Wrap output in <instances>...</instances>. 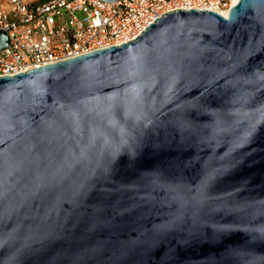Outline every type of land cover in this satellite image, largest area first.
<instances>
[{"label": "water", "instance_id": "95a60500", "mask_svg": "<svg viewBox=\"0 0 264 264\" xmlns=\"http://www.w3.org/2000/svg\"><path fill=\"white\" fill-rule=\"evenodd\" d=\"M0 264H264V0L0 76Z\"/></svg>", "mask_w": 264, "mask_h": 264}, {"label": "built area", "instance_id": "2783aa9c", "mask_svg": "<svg viewBox=\"0 0 264 264\" xmlns=\"http://www.w3.org/2000/svg\"><path fill=\"white\" fill-rule=\"evenodd\" d=\"M238 1V0H237ZM236 1V2H237ZM235 0H0V76L59 62L135 39L177 8L218 11Z\"/></svg>", "mask_w": 264, "mask_h": 264}, {"label": "bare ground", "instance_id": "6f19581e", "mask_svg": "<svg viewBox=\"0 0 264 264\" xmlns=\"http://www.w3.org/2000/svg\"><path fill=\"white\" fill-rule=\"evenodd\" d=\"M237 0H235V2H236ZM228 14V12H224V15H227Z\"/></svg>", "mask_w": 264, "mask_h": 264}]
</instances>
